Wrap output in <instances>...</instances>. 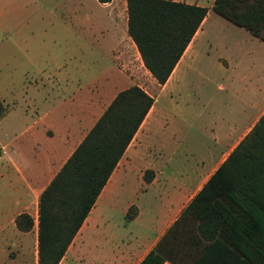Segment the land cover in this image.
<instances>
[{
  "label": "crops",
  "instance_id": "0c3cea01",
  "mask_svg": "<svg viewBox=\"0 0 264 264\" xmlns=\"http://www.w3.org/2000/svg\"><path fill=\"white\" fill-rule=\"evenodd\" d=\"M28 1L24 12L52 18L42 36L58 56L20 111L19 132L0 145V264H39L41 192L134 85L153 104L58 264H194L220 234L211 204L196 218L183 211L264 114V40L217 13L215 0H175L207 13L167 81L149 73L150 93L136 73L126 0ZM10 11L0 1L4 31Z\"/></svg>",
  "mask_w": 264,
  "mask_h": 264
},
{
  "label": "trees",
  "instance_id": "16d2710c",
  "mask_svg": "<svg viewBox=\"0 0 264 264\" xmlns=\"http://www.w3.org/2000/svg\"><path fill=\"white\" fill-rule=\"evenodd\" d=\"M126 4L128 33L144 67L162 85L207 8L175 0H126ZM213 9L264 40V0H215ZM152 104L153 97L137 85L119 91L41 192L39 264H58ZM210 204L208 220L215 221L220 238L205 243L194 264H264V114L183 215L196 218ZM22 218L31 223L29 216Z\"/></svg>",
  "mask_w": 264,
  "mask_h": 264
},
{
  "label": "rangeland",
  "instance_id": "374dc122",
  "mask_svg": "<svg viewBox=\"0 0 264 264\" xmlns=\"http://www.w3.org/2000/svg\"><path fill=\"white\" fill-rule=\"evenodd\" d=\"M6 1L10 3L11 11L6 17L10 31L0 28V145H6L19 132L20 111L35 91L34 85L39 82L41 72L53 68V63L57 62L54 55L58 56V49L48 36H42L51 35L44 32L51 27L47 21L51 22L52 18L35 17L31 11L24 12L22 9L28 0ZM31 3L35 4L34 1ZM136 62L134 65L142 87L150 93L158 91L157 85H150L151 76L143 63ZM262 65L264 67V60ZM176 91L175 99L179 104L180 90L177 88ZM5 109L6 118L3 116Z\"/></svg>",
  "mask_w": 264,
  "mask_h": 264
}]
</instances>
